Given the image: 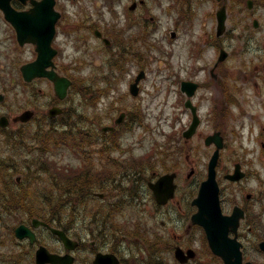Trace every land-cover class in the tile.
Returning <instances> with one entry per match:
<instances>
[{"label": "rangeland", "instance_id": "374dc122", "mask_svg": "<svg viewBox=\"0 0 264 264\" xmlns=\"http://www.w3.org/2000/svg\"><path fill=\"white\" fill-rule=\"evenodd\" d=\"M172 4V0H146L142 8H139L135 13L127 14V7L131 5V0H57L56 8L62 13L63 23L59 28L56 41V46L61 50V56L56 59V62L63 73L76 77L77 80V86L71 89L74 92L69 102L77 100V96L78 100L81 99V104L76 108L78 109L76 111H85L101 125L98 130H89L88 125L92 121L81 120L83 123L81 127H84L85 134L89 131L93 133L90 138H84L85 143L77 136V134L81 137L85 136L83 131L78 132L74 129L35 131L34 134H30L29 138L31 148L29 151L33 153L28 156H25L24 150L16 153L14 149H10L7 133L15 127L13 124L11 128L8 127L10 130L7 132L0 129V160L13 156L23 167L22 173H28L29 177L36 176V166L38 169L49 170L51 187L47 188L46 186L47 175L42 177L41 186L46 188L45 195L50 198V203L56 199L50 209L60 211L61 207H65L63 212L56 214L55 220L70 226V233L75 238L81 237L86 240L83 246L75 250L76 261L74 264H91L93 247L97 246L107 250L106 248L114 243L116 238L114 234L104 235L101 233L98 237L97 229H94L95 225L91 224L93 214L98 213L101 214L100 216L104 214L102 213L103 206L110 213L117 211L116 222L126 224L125 220L134 218L129 203H118L120 195L109 194L101 200L98 198L88 199L80 194L77 196L70 194L69 184L66 183L67 175L70 173L66 174L65 167L73 166L79 170L83 159L91 161L96 168L105 165L111 167L114 160L108 157L110 154L121 157V159L127 157H132L135 160L142 159V164L151 165L153 168H157L156 170L175 168L178 172V192L170 205L159 208L154 202H150L146 206L140 199L133 202L139 209L142 203L141 206L146 210L145 212L140 210L141 213L137 217L140 230L143 232L145 229L150 230L153 227L151 233L158 232L159 241L157 244L155 239L150 238V231H148L145 240L135 241L124 237L122 235L124 231H119L118 246L124 256L123 264H179L172 251L173 242L174 246L180 244L185 248L190 246L196 248L198 255L188 264H221L220 260L208 251L202 230L194 228L191 224L190 216L195 208H189V210L186 208L188 199L192 201L197 195L200 182L206 178L207 163L214 150L204 144V137L214 130L211 121L208 120L209 112H211L210 106L214 102V98L220 96L218 87L203 84L210 79L208 68L213 64L215 56L218 54V49L211 46L209 42L210 35H213L212 17L206 11L211 4L203 3L201 0H190V3L185 7L176 5L172 8L170 7ZM258 13L263 15L262 9ZM140 14L143 17L138 18V25L135 28L127 27L128 35L141 31L143 25L150 30L149 43L145 39H140L132 44L129 51L138 52L137 67L134 66L130 71L128 66V71L124 76L116 70L111 71L116 77H120L116 82V87L110 89V97H105L98 90L90 91L84 95L83 93L86 91L83 90H89V87L80 86L90 85L93 81L92 76L97 74H104L107 77V73L110 71L108 62L100 70L95 68L93 60L96 57L93 56V53L96 52L97 47L93 39L81 42L82 33L90 34L87 29L88 23L96 22L101 26L108 25L118 34L122 32L118 26L128 24V15L133 18L139 17ZM152 16L159 19L158 24L152 22ZM79 18L85 25L77 30L74 19ZM255 18H258L261 24L259 28L252 26L254 38L250 42V51L246 56L253 59L254 64H263L264 16ZM229 26H232V21ZM174 27L177 28L179 34L175 39H171L169 32ZM204 31H206L205 36ZM226 33L222 40L224 43L228 41L232 48L231 51L234 50L229 55L226 64L230 65V68L235 72V77L229 76L228 81L230 86L237 85L235 81L240 84V91L246 94V100L250 105H244L239 109V111L243 110L242 114L232 107L233 113L229 111L230 117L215 121L216 127L224 131L226 140V147L219 162V175L222 178L223 172L227 168L233 167V161L238 155L248 156L244 150L252 151L250 152L252 161L247 160L246 163L249 167H246L254 173L250 191L254 193L255 197L253 201L255 206L252 210L255 231L252 238H249L247 231L243 228L241 239L245 244L247 257L263 263L264 255L255 251L253 240L264 238V159L257 157L262 151L261 140L264 139V109L261 106V102L264 101V74L255 76L251 82H245L240 78L242 77L240 73L241 60L246 56L239 53L245 52V48L241 40L230 42L229 38L226 39L230 36V30ZM199 47L202 49L201 52H197ZM36 55L35 45L20 46L18 44L13 26L4 18L3 12L0 10V92L7 93L6 101L0 104V115L7 114L11 121L21 109L37 108L39 113L45 112L44 108L48 106L47 101L55 93L54 85L48 79L38 78L27 85L23 82L20 66L24 62L35 59ZM140 69H145L146 77L140 83L141 95L135 99L136 97L129 94V80H133ZM185 79L203 84V86L200 85L193 100L201 103L204 120L198 134L190 141V149L182 155L183 147L179 134L187 127L189 119V113L184 107L187 96L180 88L181 81ZM104 84L105 82L101 81L96 85V88ZM78 91L82 93L77 94ZM120 94H126L127 100L121 99ZM203 97L206 98L203 99ZM242 98L240 96L238 99ZM111 102L116 103L117 110L126 108L131 103L140 105L141 121L134 122L130 128H125L123 133H120V130L115 134L103 132L102 125L111 123L109 120H104L103 115L118 116L119 114L106 107ZM235 114H239V118L234 121ZM211 119L214 118L211 117ZM242 124H244L243 129L239 127ZM44 131L57 135V137L47 138ZM93 137L104 139L105 142L90 144V139ZM75 138L79 145L74 142ZM115 139L118 140L117 144L114 143ZM41 143L47 145V149H37V144ZM24 158L28 159L30 164H25ZM33 159L37 160V164ZM8 168L6 167V170ZM192 168L194 173L188 177ZM147 170L143 177L144 181L152 171L151 168H147ZM17 175L19 173L13 174V179ZM257 177L262 180L259 187L257 186ZM54 179H56L55 182ZM0 180L3 179L0 178ZM131 186H133L132 182L129 187ZM37 189L43 191L42 188ZM227 192L230 193L231 189ZM260 192L263 194L260 195ZM57 202H63V204L60 205ZM111 202H116L113 203L115 206H111ZM72 204L77 210H85L86 217L78 213L72 214ZM224 210L230 212L231 208L224 207ZM15 214L19 215L21 220H26L28 217V214L22 210ZM104 222L111 226L108 221L104 220ZM14 224L12 222L9 227ZM113 224L111 229H114ZM1 230L5 235L8 234L10 239L2 240L0 238V259L6 264H34L36 246L32 247V244L28 245L27 242L22 246H17L12 241V234H9L5 229ZM37 233L49 248L66 251L57 237L48 234L43 229H37ZM92 240H96L94 245H91ZM18 252L21 254L20 257Z\"/></svg>", "mask_w": 264, "mask_h": 264}, {"label": "flooded vegetation", "instance_id": "af4514ba", "mask_svg": "<svg viewBox=\"0 0 264 264\" xmlns=\"http://www.w3.org/2000/svg\"><path fill=\"white\" fill-rule=\"evenodd\" d=\"M173 4L170 5V7L174 8L176 5L185 7L187 6L188 3H190V0H172ZM203 3H210V7H208L206 13L211 15L212 20H211V26L217 27V14L220 9L225 7V10L227 12V27L226 31L222 35H218L217 33L214 35H210L209 42L210 44L216 49H225L226 52L228 53V56L234 52V50L231 51V47L229 46L228 41L225 43L223 42L222 38L227 34L226 32L230 30V36L227 37L226 39L229 38L230 42L236 40L239 41L241 40L245 52L239 53L240 55L246 56L247 53L250 51V42L254 38L253 32H252V26L255 27V17L262 18L264 16V0H201ZM14 4L17 8L21 9H28L31 5L28 3V5H21L19 2L14 1ZM144 4L143 0H131V5L127 7V14H132L135 13L139 8H142V5ZM263 12L262 14H259L258 11ZM259 15V16H257ZM142 14H140L139 17H131L128 16L127 18V25L121 30L122 32H119V37L117 36L116 32L112 30L108 25L101 26L99 23L96 22H90L87 25V29L89 30V33H82L81 34V42L84 43L85 41H91L93 39V42L95 43L97 50L96 52L93 53V56H95V60H93V63L95 66L100 70L101 67L106 65L107 62L110 61L111 58L113 59H119L122 63L126 64L129 66V70L132 71V68L134 66H137V57H138V52L132 51L129 52L131 49V46L133 43L138 42V40L142 39L141 38V31L128 35V29L127 27L130 28H135L138 23L139 19L142 18ZM79 19H74L76 21L77 27L75 29L79 30L81 29L85 24L83 20ZM230 21H232V26H229ZM152 22L154 24L159 23V19L157 17L152 16ZM63 23V17L58 20L57 22V32L56 36L53 40V45L54 48L57 50V53L54 57V61L56 62V59L61 56V50L59 49L58 46H56V41L58 39V32L59 28L62 27L61 24ZM229 26V29H228ZM128 30V31H127ZM206 32V31H205ZM78 41V40H77ZM109 41V42H107ZM80 46V45H79ZM111 47V48H110ZM227 56V58H228ZM227 58L224 61H214L213 64L209 68V73L215 77L216 80H219L220 78H223L224 76H231L232 78L235 77V72L230 68V65H227ZM242 61V66H241V76L246 77L241 79L245 80V82H251L255 76H258L259 74H264V63L263 64H254V60L250 59L246 56L245 59L241 60ZM127 62V63H126ZM55 67L57 68L58 72L62 75L66 74L65 72L63 73L56 62ZM103 74H97L95 76H92L93 80H96L98 78L103 79L102 77ZM102 77V78H101ZM237 85L234 86H227L224 90L219 92V95L223 98H225L226 103L229 107V110L232 112V107L235 108V110H238L242 106L250 105V103L247 102L246 100V94H243L240 90V84L235 81ZM215 87V85H212ZM243 90V87H241ZM40 92H42L41 89H39ZM82 92H77V94H81ZM101 93V92H100ZM238 93V96H237ZM73 94V91H68V94L65 98H59L56 96L55 93H53L49 100L47 101L48 106H46V111L43 113V119L44 121H48L49 123H53V120H57L59 115H66L69 112H72L73 109H76L80 104V100H78V97L76 96L77 100L73 101L70 103L71 96ZM76 94V93H75ZM83 94H88V92H85ZM243 97L241 100L238 98ZM206 97H203V99ZM98 104V102H96ZM215 101L212 103L210 108L213 107V104ZM196 104V103H195ZM199 108V104H196ZM59 106L62 109V112L59 115L56 116H50V109L52 107ZM261 106L264 109V101L261 102ZM227 107V106H226ZM42 109V108H41ZM248 112V110L246 109ZM242 111H239L240 114H242ZM83 113V112H81ZM127 115V113H126ZM78 116L79 113H78ZM206 117V115H204ZM233 119V116H232ZM238 118H236L237 120ZM109 121H114L115 118L110 117L108 119ZM209 120L211 121V124L213 126V120L211 119V116L209 117ZM30 123H25L21 121H15L13 125L15 126L14 129L10 132L7 133L8 137L11 138L14 134H19V137L24 135L26 130L30 128V126L35 125L34 128H41V124L34 123L32 125H29ZM81 125L80 122L75 124V127L78 128V126ZM27 126V127H26ZM100 126V123L97 121L93 120L90 125H88L89 130H98ZM242 126V127H241ZM26 127V128H25ZM241 129L244 128V124L239 125ZM104 132H107L106 130H103ZM7 132V131H3ZM108 133V132H107ZM93 134L91 131H89V135ZM264 140V139H263ZM261 140V148L262 151L259 152L257 157L263 158L264 159V141ZM263 141V142H262ZM93 142V141H92ZM98 142V139L96 140ZM103 143V141H102ZM244 152L248 153V156H242L238 155L237 159L234 163L239 162L242 165V168L246 171V177L243 178L240 181L232 182L230 180H222V184H226L227 187H231L232 190L230 193L226 191L224 188L223 190V198L222 201H224V204H227L229 207L234 208L235 206H241L245 211L252 210L253 207L255 206V203L252 201L254 200V196L250 191H248V187L250 186V178L252 176L251 170H247L244 167L247 165H244L243 163L245 161H252L250 158V152L252 151H246ZM109 158L112 159H117L121 160V157L118 156H108ZM9 158V157H8ZM12 159L14 157H11ZM105 164V163H102ZM92 167V163H89L86 166V169H89ZM103 167V166H102ZM232 171L231 168L226 170L224 174L230 173ZM125 174L126 171L118 168L116 171L113 172L112 178H114L115 184L116 185H121L125 180ZM154 174H156L154 172ZM123 175L122 177H120ZM108 186H110V180L109 178H106L104 180ZM147 185L150 182V180H146ZM146 182H143L142 185L140 186L141 189V196L143 197V200L145 202H148L149 198V193H148V188L146 187ZM260 195L263 194V192L259 193ZM228 196V197H227ZM113 205V204H111ZM244 227H242L243 229ZM253 230L251 227H249V233H251ZM251 237V234H249ZM96 240H93V244H95ZM114 244V243H113Z\"/></svg>", "mask_w": 264, "mask_h": 264}, {"label": "water", "instance_id": "95a60500", "mask_svg": "<svg viewBox=\"0 0 264 264\" xmlns=\"http://www.w3.org/2000/svg\"><path fill=\"white\" fill-rule=\"evenodd\" d=\"M10 1L0 0V8L3 9L6 18L15 25L20 43L24 44L26 41H32L38 44L37 59L23 65L21 68L25 79L30 81L36 76H48L54 81L57 94L64 97L70 85V80L66 77L59 76L54 69L47 70V67L53 64L52 57L56 52L51 47L52 37L56 29L55 25L60 16V13L54 7L56 0H33L35 6L29 11H16ZM225 18V13L221 14L219 28L224 27ZM143 76L144 72L137 77L135 83L131 86L132 92L135 94L139 89L137 84ZM182 88L189 95H192L197 88V84L183 82ZM3 98L4 95L0 94V100ZM194 114V120L190 128L184 132L185 137H191L199 124V118L195 110ZM31 115V111H26L21 115V118L27 120ZM4 122L5 117H2L1 123L4 124ZM212 142L217 144V149L209 162L208 177L201 183L198 196L192 202L198 206V211L192 215V221L204 227L213 252L221 256L225 264H244L242 261V244L237 239V230L240 219L244 217V211L239 207H236L231 214H224L222 211L219 195L220 190L216 179V165L220 148L223 146V138L219 132L210 135L206 139L207 144ZM242 176L243 173H239L237 170L234 174L229 175L231 179H239ZM174 178L175 173L166 174L157 183L152 185L160 203L167 202L174 195L176 188ZM51 229L60 235L67 248L72 249L75 247L76 243L67 237L63 231L55 228ZM231 231L235 233L234 237H230ZM16 233L21 238L30 236L32 240L35 239L34 233L24 225L18 227ZM260 245L264 250V241ZM175 255L184 263L194 257L196 253L193 249L185 251L178 246L175 250ZM46 262L53 264H72L73 257L70 254L59 255L51 253L46 247L41 246L36 253V264H44ZM94 262L95 264H118V260L114 255L103 253H98ZM245 264L252 263L247 262Z\"/></svg>", "mask_w": 264, "mask_h": 264}, {"label": "trees", "instance_id": "16d2710c", "mask_svg": "<svg viewBox=\"0 0 264 264\" xmlns=\"http://www.w3.org/2000/svg\"><path fill=\"white\" fill-rule=\"evenodd\" d=\"M50 137L56 138L57 135H52L51 133L48 132L47 138H50ZM3 172H6L5 169H3ZM68 178L70 179L71 177H68ZM2 179L6 182L5 183V188H7L10 191V194L8 193L9 195H6V197H10L11 196L10 199L7 200L8 204L14 203V200H15V202H19L21 205H35V206H38V208L41 209V210H32V212L40 214V215H41V212L43 211V209H46L45 205L43 204V202L47 201V196L43 199V197L36 190H34L30 185H28L26 183H21L19 185V189H15L14 186H12V183L10 185L7 182V180L9 178L7 179L6 177H2ZM71 179L74 180V177H72ZM10 182H11V180H10ZM66 183H68L69 186L71 185V182H69V181H67ZM77 184H78V186L79 185L81 186V183L79 184V183L76 182V185ZM63 186L65 187V185H63ZM70 194H71V192H70ZM55 200L52 203H55ZM52 203L51 204L49 203V207L54 205ZM46 211H47V209H46ZM158 241H157V244H158Z\"/></svg>", "mask_w": 264, "mask_h": 264}, {"label": "bare ground", "instance_id": "6f19581e", "mask_svg": "<svg viewBox=\"0 0 264 264\" xmlns=\"http://www.w3.org/2000/svg\"><path fill=\"white\" fill-rule=\"evenodd\" d=\"M144 231H146V229Z\"/></svg>", "mask_w": 264, "mask_h": 264}]
</instances>
